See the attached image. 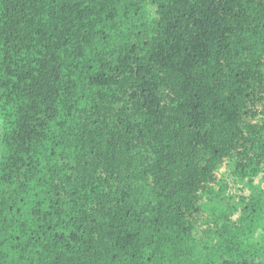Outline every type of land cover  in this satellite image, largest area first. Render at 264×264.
Here are the masks:
<instances>
[{"label":"trees","instance_id":"obj_1","mask_svg":"<svg viewBox=\"0 0 264 264\" xmlns=\"http://www.w3.org/2000/svg\"><path fill=\"white\" fill-rule=\"evenodd\" d=\"M0 264H264V0H0Z\"/></svg>","mask_w":264,"mask_h":264},{"label":"rangeland","instance_id":"obj_2","mask_svg":"<svg viewBox=\"0 0 264 264\" xmlns=\"http://www.w3.org/2000/svg\"><path fill=\"white\" fill-rule=\"evenodd\" d=\"M2 132H3V128H2V123H1V120H0V136L2 135Z\"/></svg>","mask_w":264,"mask_h":264}]
</instances>
